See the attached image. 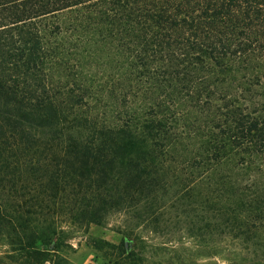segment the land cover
Segmentation results:
<instances>
[{
  "label": "trees",
  "instance_id": "obj_1",
  "mask_svg": "<svg viewBox=\"0 0 264 264\" xmlns=\"http://www.w3.org/2000/svg\"><path fill=\"white\" fill-rule=\"evenodd\" d=\"M112 218L108 264H264V0H0V264Z\"/></svg>",
  "mask_w": 264,
  "mask_h": 264
},
{
  "label": "rangeland",
  "instance_id": "obj_2",
  "mask_svg": "<svg viewBox=\"0 0 264 264\" xmlns=\"http://www.w3.org/2000/svg\"><path fill=\"white\" fill-rule=\"evenodd\" d=\"M118 226V222L112 218L103 225L91 224L85 232H78L76 236L71 239L74 248L68 251V258L74 264H108V254H106L105 249H99L97 245L101 240L109 241L114 244L121 242L124 236L119 231L120 229ZM144 234L150 241L156 242L160 240V237L157 235L155 236L147 232ZM3 249H5V247H0V250ZM223 255H225L224 252L213 257L198 256L197 259L202 264H214L215 261L225 264Z\"/></svg>",
  "mask_w": 264,
  "mask_h": 264
}]
</instances>
